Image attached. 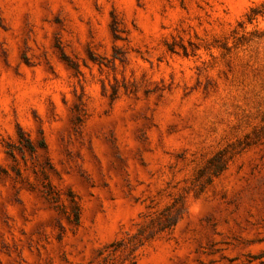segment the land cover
Segmentation results:
<instances>
[{
    "label": "rangeland",
    "instance_id": "374dc122",
    "mask_svg": "<svg viewBox=\"0 0 264 264\" xmlns=\"http://www.w3.org/2000/svg\"><path fill=\"white\" fill-rule=\"evenodd\" d=\"M0 264H264V0H0Z\"/></svg>",
    "mask_w": 264,
    "mask_h": 264
}]
</instances>
